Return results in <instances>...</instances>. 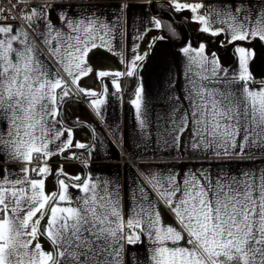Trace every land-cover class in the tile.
<instances>
[{
    "label": "snow or ice",
    "instance_id": "obj_1",
    "mask_svg": "<svg viewBox=\"0 0 264 264\" xmlns=\"http://www.w3.org/2000/svg\"><path fill=\"white\" fill-rule=\"evenodd\" d=\"M33 2L39 0H17L13 9ZM172 7L196 14L193 19L201 33L213 37L224 33L229 43L264 42V3L240 0L237 6L211 8L205 15L198 14L202 4L174 3ZM3 11L0 9V18H10L3 17ZM20 18L43 36L42 43L73 84L92 71L83 66L88 45L100 47L97 39L102 45L109 44L105 39L111 31L109 25L94 15L79 20L61 16L68 32L55 29L43 7L20 9ZM41 19L45 20L44 33L36 27ZM154 23L161 27L159 20ZM182 51L187 58L183 97L187 104L180 101L166 114L157 115V144L218 159L264 150V87H248L252 51L236 47L239 71L230 79L220 75L216 59L204 54V44ZM143 59L135 56L123 75L133 77L137 61ZM98 75L103 78L109 73ZM121 75L113 74L117 92ZM57 89L63 90L59 97ZM142 93L137 86L130 104L148 139ZM68 95L63 80L40 58L27 33L14 25H0V158L24 165L0 169V264H264V167L237 174L222 169L214 174L191 170L182 177L174 171L142 173L156 199L137 182L126 216L119 187L107 181L90 182L76 176L72 179L80 183L70 185L66 179H58L59 190L46 194L43 177L56 171L47 166V160L73 146L84 148L83 144L73 145L71 130L65 129L67 139L61 140L64 132L56 127L62 125L57 119V100ZM103 103V99L91 102L97 114ZM33 161H43L44 166L33 167ZM33 174L41 178H33ZM57 174L62 175L63 169ZM70 187L82 195L70 196ZM158 201L179 227L161 224ZM41 236L49 241L51 250L44 249ZM144 240L148 243L143 258L131 251L126 261L125 245Z\"/></svg>",
    "mask_w": 264,
    "mask_h": 264
},
{
    "label": "crops",
    "instance_id": "obj_2",
    "mask_svg": "<svg viewBox=\"0 0 264 264\" xmlns=\"http://www.w3.org/2000/svg\"><path fill=\"white\" fill-rule=\"evenodd\" d=\"M159 1L171 6L174 3L202 4L204 7L199 9V15H205L211 8L240 4V0H39L29 4V11L32 8H45L48 19L54 28L61 32L69 31L67 24L61 21V16H65L68 20H79L85 16L94 15L109 25L111 31L105 38L109 44L102 45L97 39L95 43L101 45L100 47L92 48L91 44L88 45L89 51L83 57V66L91 68L92 71L86 76H79L75 84L56 59L49 54L42 43L43 36H38L34 28L29 27L25 21L23 25L16 22H0V25H14L23 29L27 33L29 42L36 47L40 58L63 80L69 95L57 100V119L62 121V125L57 124L56 127L64 132L61 140L67 139L65 129H68L72 133L73 145L77 143L84 145V148L73 146L66 153H60L47 160V166L56 171L43 177L46 194L59 190L58 179H66L70 185L80 183L72 179L76 176L90 182L107 181L110 182V186L119 187L126 216L132 193L138 187L137 182L144 184L145 188L152 193L151 198L156 199V194L145 183L142 173L167 174L169 171H174L182 177L184 173L191 170L205 169L214 174L222 169L237 174L242 170L264 167V150L261 149H252L253 154L242 157L218 159L212 155L193 154L186 148H163L157 144V115L166 114L172 105L183 101L185 95L187 58L182 49L189 46L198 49L201 45L187 44L178 49L172 48L160 28L155 27L154 21L158 20V14L153 12L152 6ZM245 3L255 5L264 3V0H245ZM122 6H126L123 11H121ZM178 14L191 21L197 28L200 27L193 19L196 14L190 9L181 10ZM36 27L39 32L44 33L45 20H39ZM216 27L219 26L213 25V28ZM216 38L222 46L229 44V37L224 33ZM235 42L229 54L222 56L221 59L216 54L213 57V53L208 52L206 46L204 54L210 60L216 59L221 70L220 75L226 74L230 79L239 71V54L235 51L236 47L251 50L252 56L248 61L251 79L248 87L259 90L264 87V50L261 55H256L254 43L264 45V42L258 39L250 42ZM137 55L143 56L144 59L137 61V69L133 77L136 81L135 88L140 86L143 89V106L149 121L147 131L150 137L148 139L142 135L135 119V110L130 104V101L135 98V88L131 95L125 92L126 79L129 77L123 74L126 73L129 62ZM101 71L108 72L109 75L101 78L98 75ZM116 72L122 73L118 78L121 84L119 92L112 84L113 74ZM75 74L74 72L73 75ZM233 87H239V85ZM81 88L84 89L83 92L79 91ZM62 91L57 89L58 97ZM88 92H95L97 95L90 96L87 95ZM77 95L82 97L84 102H81ZM95 99L104 100V103L100 105L99 114L91 105ZM183 103L186 105L187 101ZM72 121L75 123L72 124ZM183 139L186 141L187 136ZM120 148L125 156L120 152ZM78 159L83 161L74 163ZM129 159L132 163L128 161ZM23 166L5 163L3 158H0V169H18ZM32 166H44V162L33 161ZM60 169H63L62 175L57 174ZM69 195L76 197L82 193L77 188L70 187ZM156 211L162 213V225L167 222L179 227L162 202H157ZM39 240L44 249L51 250V244L45 237L41 236ZM147 243V240H144L141 244L125 245L126 261L131 251L138 252L143 258ZM184 243L181 241V244Z\"/></svg>",
    "mask_w": 264,
    "mask_h": 264
},
{
    "label": "trees",
    "instance_id": "obj_3",
    "mask_svg": "<svg viewBox=\"0 0 264 264\" xmlns=\"http://www.w3.org/2000/svg\"><path fill=\"white\" fill-rule=\"evenodd\" d=\"M152 10L158 14V20L161 24L160 31L164 34L173 49L190 44L197 46L204 44L210 53H215L218 57L227 56L231 47L236 43L232 42L227 45H220L216 37L209 33H201L198 28L189 20L183 18L168 3L159 1L153 4ZM240 42V41H239ZM252 45L253 43H247ZM255 54L261 55L264 45L254 43ZM136 81L134 77L127 78L125 92L131 95L134 91ZM75 123L72 121V124Z\"/></svg>",
    "mask_w": 264,
    "mask_h": 264
},
{
    "label": "built area",
    "instance_id": "obj_4",
    "mask_svg": "<svg viewBox=\"0 0 264 264\" xmlns=\"http://www.w3.org/2000/svg\"><path fill=\"white\" fill-rule=\"evenodd\" d=\"M17 4V0H0V9H3V13H2V16L3 17H10L8 19H3V18H0V22H16V23H19V24H24V20H22L20 18V9H27L29 10L30 8V5L29 4H20V5H17L16 9H13V6ZM68 85L73 88L70 83H68ZM74 89V88H73ZM78 96V99L81 101V102H84L83 98L80 97L79 95ZM120 152L122 153V155H124L122 149L120 148ZM125 156V155H124ZM83 160H76L74 161V163H81ZM130 163H132V161L129 159L128 160ZM33 178H40V177H37L35 174H33Z\"/></svg>",
    "mask_w": 264,
    "mask_h": 264
},
{
    "label": "water",
    "instance_id": "obj_5",
    "mask_svg": "<svg viewBox=\"0 0 264 264\" xmlns=\"http://www.w3.org/2000/svg\"><path fill=\"white\" fill-rule=\"evenodd\" d=\"M84 100V99H83Z\"/></svg>",
    "mask_w": 264,
    "mask_h": 264
}]
</instances>
